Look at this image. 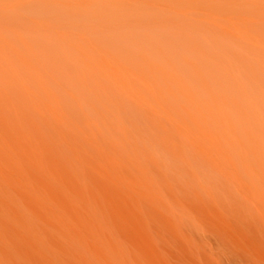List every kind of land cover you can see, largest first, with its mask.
I'll return each instance as SVG.
<instances>
[{
	"label": "bare ground",
	"instance_id": "1",
	"mask_svg": "<svg viewBox=\"0 0 264 264\" xmlns=\"http://www.w3.org/2000/svg\"><path fill=\"white\" fill-rule=\"evenodd\" d=\"M260 253L264 0H0V264Z\"/></svg>",
	"mask_w": 264,
	"mask_h": 264
},
{
	"label": "rangeland",
	"instance_id": "2",
	"mask_svg": "<svg viewBox=\"0 0 264 264\" xmlns=\"http://www.w3.org/2000/svg\"><path fill=\"white\" fill-rule=\"evenodd\" d=\"M17 190H19L22 194L23 193H28V194H30V195H36V196H42V194L41 193H39V194H37L33 189H17ZM21 199V198H20ZM28 199V198H27ZM4 200V199H3ZM25 200V199H24ZM23 200V201H24ZM21 230V229H20ZM19 230V231H20ZM8 232L9 233H12V235L14 236V238L16 239V240H18L20 243H23L21 240H19V239H17L16 237H15V235H14V233L13 232H11V230H8ZM199 234H202V232H199ZM19 237V236H18ZM216 250H222V247L221 246H216ZM18 249H23V248H18ZM261 254V258L259 259V261H260V264H264V254H262V253H260ZM16 255V254H15ZM17 261L18 260H21V259H16ZM233 264H236V263H233Z\"/></svg>",
	"mask_w": 264,
	"mask_h": 264
}]
</instances>
